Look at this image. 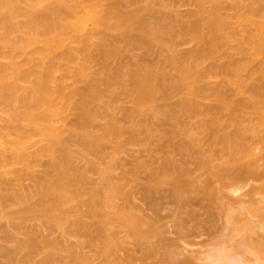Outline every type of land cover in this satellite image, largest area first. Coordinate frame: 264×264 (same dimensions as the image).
Listing matches in <instances>:
<instances>
[{"label": "bare ground", "instance_id": "6f19581e", "mask_svg": "<svg viewBox=\"0 0 264 264\" xmlns=\"http://www.w3.org/2000/svg\"><path fill=\"white\" fill-rule=\"evenodd\" d=\"M46 1L23 5L20 0H0V116L7 115L14 124L0 128V195L9 202L0 206V235L16 242L0 244V264H53L57 257V246L42 233L29 235L25 223L44 221L64 231L71 216L67 206L88 192L86 176L77 171L71 175L51 161L53 171L36 179L32 193L23 191L20 181L43 153L67 157L64 144L71 138L81 141L91 162L97 157L105 163L107 185L94 191L90 203V213L100 217L95 225L104 264H135V250L125 249V258L118 254L126 239L142 253L143 264H264V242L253 237L257 227L264 231V198L249 209L242 239L238 222L245 208L231 215L239 219H232L237 223L232 233L239 231L224 238L232 239L205 249L189 251L192 243L181 246L176 239L166 243L157 222L165 186L179 205L188 188L196 196L208 190L209 200L217 197L206 188L209 180L205 188L188 180L194 160L198 169L220 176L216 160L226 155L231 178L238 181L232 182L237 195L247 179L264 176L254 152L261 145L264 156V0H230L235 24L244 28L241 35L223 13L224 0H130L136 5L131 10L125 9L127 0H56V8L48 13L37 8ZM182 7L188 8L186 14ZM181 43L192 47L178 54ZM238 54L247 58L237 59ZM209 78L222 79L224 87L205 85ZM117 111L126 125L115 117ZM65 121L68 124L61 126ZM99 121L103 123L95 127ZM155 121L169 130L159 129ZM139 137L163 158L158 164L143 161L119 181L113 175L116 155ZM38 138L47 143L33 155ZM16 164L22 168L10 177ZM241 181L243 186L236 185ZM131 187L148 201L154 215L135 205ZM72 221L87 225L78 211ZM116 226L123 229V237L113 230ZM174 226L181 239L192 234L183 217ZM15 233L24 238L16 239ZM163 244H168L164 251ZM186 248L194 255L182 257ZM73 264L91 261L76 251Z\"/></svg>", "mask_w": 264, "mask_h": 264}, {"label": "rangeland", "instance_id": "374dc122", "mask_svg": "<svg viewBox=\"0 0 264 264\" xmlns=\"http://www.w3.org/2000/svg\"><path fill=\"white\" fill-rule=\"evenodd\" d=\"M23 5H26L27 3L31 2L32 0H20ZM64 3H71L74 0H62ZM225 1V7L223 8V13L233 20V25L235 31L241 35L244 33V28L235 24L234 20V11L230 6V0H224ZM146 3V2H144ZM57 3L56 0H48L42 5H38L37 8L41 9V11L48 13L50 10L56 8ZM136 5L132 3L130 0H127L125 4L126 10L134 9ZM188 8L182 7L181 11H183L184 14L187 13ZM20 21H24V17L20 16L18 18ZM235 43L231 44V50L234 47ZM192 47L191 43H181L177 47V53L182 54L186 50ZM139 54H144V51H138ZM23 57H19L18 61H20ZM237 59H245L247 58L246 54H238L236 55ZM148 60L150 62L153 61V57L149 56ZM205 66H208V62L205 64ZM60 77H63L62 73H59ZM66 83L68 85L72 84V80L70 78H66ZM205 85H211L213 87H224V83L222 79L220 78H209L208 80L203 82ZM0 115L1 112H0ZM115 117L118 121L121 122L122 125H126L124 121V115L121 111H117L115 113ZM197 118H193V122H197ZM103 121H99L95 127H98V125L102 124ZM68 124V121L61 122V126H65ZM155 124L159 126V129H162L164 131H168L169 127L168 125H158V122L155 121ZM14 124L9 120L7 115L0 116V128H4L6 126H13ZM199 125V122L197 123V127ZM142 125L140 124L139 127ZM230 130L232 129L229 128ZM37 144L32 148V153L35 155L37 149L41 147L42 145H45L47 141L45 139H36ZM3 142V139L0 138V147ZM64 148L68 152V156H64L61 153H55V154H48L43 153L39 157L38 164L31 169V172L29 174H25L21 181H20V187L23 191L32 193L35 190V181L37 178H44L49 173L53 171V168L50 166L51 161L56 162L58 164H61L65 167V169L69 172V174H73L75 171L78 173L84 174L86 176V179L84 181V187L87 189V193L71 203L67 206V210L71 213L70 218L66 221L64 224L65 230H61L58 227L47 225L44 221L40 222H27L25 223L26 229L29 231V235L37 236L41 233L46 235L49 239L50 243H54L57 246V257L52 260L53 264H73L74 262V253L77 251L81 253L86 259H89L91 261V264H104V257L100 254L99 251V244L102 242V237L100 236V232L98 228L96 227V222L99 221L100 217H95L90 213L91 209V202L95 199L96 195L94 191L96 190H103L105 189L107 185V181L105 179L104 175V168L105 163L100 158H95V162H91L89 160V157L84 153L81 147V141H79L76 138L69 139L65 144ZM254 152L256 154V157H258V162L261 165V169H264V156L262 154V146L259 145L257 148L254 149ZM118 158V163L114 166L113 169V175L115 178L119 181L124 180L127 174L131 171L137 170L140 168L141 164L145 160H152L155 161V164H158L162 160V154L160 151L156 148H147L145 147V144L143 142V137H139L138 140L132 144L127 146L122 152L118 153L116 155ZM251 157H247L244 160H250ZM243 160V161H244ZM196 161L194 160L192 163H190L189 168L191 169V175L188 177V180H192L196 183L199 187L205 188L203 185L205 180H209V184H206V188L209 190H214L217 193V197L213 199H210L213 201V213L214 215H210V209L211 206L208 207V204L211 203L209 200L210 196L205 195L207 191L205 189V194H200L199 196L194 193V191H191V188H188L186 193L184 194L185 200L182 201V203L179 205L177 203V200L171 195L170 193V186H165V191H162V195L159 199V209L157 211L159 222L158 225L161 226L160 229L165 232V235H162L165 237L164 241L169 244L171 239L175 242L178 240L179 244H184L186 246V242L192 243L189 248L194 249H200V248H207L212 245L220 244L218 242H221L225 240L227 242L232 234L236 233V231H239L240 229V238L242 239V236L244 235V232L248 230L249 224L246 223L245 219L246 217H250L249 215V209L255 208L254 206L257 205L256 202L258 200H262L264 198V176L258 177H251L250 179H247L248 182H244V187L241 190L240 193L234 194L233 188H232V182H236L231 178V172L228 170V166L226 165V155L222 156L221 158L216 160V166L218 167L221 175L216 176L211 174L207 170H201L198 169L196 166ZM242 161V162H243ZM244 161V162H245ZM22 168L20 164H16L11 166L10 173L8 174L10 177L14 176L17 171H19ZM264 175V174H263ZM241 181V182H242ZM238 182V181H237ZM236 182V183H237ZM248 183V185H246ZM242 183H238L236 185ZM235 186V185H234ZM233 186V187H234ZM240 186V185H239ZM202 188V189H203ZM130 192L133 195L134 203L137 207L142 209L146 212L147 216L151 217L154 215L153 210L150 208V205L146 199H144L143 195L134 187H131ZM202 193V192H201ZM204 193V192H203ZM204 195V196H203ZM196 196V198H195ZM198 197V199H197ZM257 200V201H255ZM115 201L117 203L121 202V199L119 197H115ZM244 201L245 203H243ZM255 201V202H254ZM4 203L9 204V202L5 201L1 195H0V206L4 205ZM246 205L244 207L243 205ZM243 208H241L242 206ZM11 207V206H7ZM257 207V206H256ZM244 209L242 213H240V221L237 217V220L232 217V214H235L238 212V209ZM234 210V211H232ZM236 210V211H235ZM74 211H78L82 215L83 221L87 224L86 226L75 224L72 221V214ZM241 211V210H239ZM105 212L107 213H113L114 208H106ZM212 214V212H211ZM230 216V217H229ZM183 217L186 222V226L189 230L192 231V234L184 239L179 238L176 228L174 226L175 221L179 218ZM231 218V222L234 220L238 222L239 229L234 231L232 233L233 229L235 230V225L232 222L231 225L228 224L230 222L228 219ZM252 218V216H251ZM233 219V220H232ZM242 219V220H241ZM252 219L256 220L255 223H259L258 217H253ZM228 220V221H227ZM230 222V223H231ZM163 224V225H162ZM237 225V223H235ZM229 225V226H228ZM227 227H230L232 229H226ZM186 228V229H187ZM115 232H117V235L119 238L123 237L124 231L122 228L116 226L113 228ZM190 231V232H191ZM256 231L258 233H254L255 240H261L264 242V231L263 229H260L259 227L256 228ZM232 233V234H231ZM246 233V232H245ZM231 234V236L226 235ZM16 239H23L24 235L21 233L14 234ZM237 235V234H236ZM253 235V233H252ZM238 237V235L236 236ZM238 238V239H240ZM176 239V240H175ZM227 239V241H226ZM232 239V237L230 238ZM237 241L238 239L235 238ZM127 245H125L124 248H121L118 250V254L120 257L125 258L126 257V250L127 248H131L135 250V264H143L141 262L142 253L135 249V246L131 242V239H126ZM163 242V243H165ZM185 242V243H184ZM16 242L14 240L7 241L4 239L3 235H0V244L2 245H14ZM231 243V241H230ZM163 244L162 250L164 251L166 248H168ZM227 245L226 243H223ZM232 244V243H231ZM231 244H228L231 246ZM222 245V244H221ZM172 246V244H171ZM183 246V245H181ZM220 246V245H217ZM183 250L186 255H181L182 257H190V249ZM203 250V249H202ZM162 251V252H163ZM157 258H160V252L158 253ZM183 254V253H182ZM44 254H41L38 256V258L42 257ZM194 254H192L193 256ZM159 256V257H158ZM253 256V255H252ZM180 257V258H182ZM0 259H3L0 256Z\"/></svg>", "mask_w": 264, "mask_h": 264}]
</instances>
